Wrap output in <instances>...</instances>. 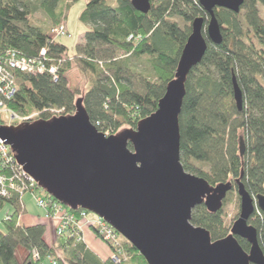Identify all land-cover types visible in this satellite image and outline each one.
<instances>
[{"label": "trees", "instance_id": "obj_1", "mask_svg": "<svg viewBox=\"0 0 264 264\" xmlns=\"http://www.w3.org/2000/svg\"><path fill=\"white\" fill-rule=\"evenodd\" d=\"M78 1L0 0V55L13 51L33 59L45 50L47 64L56 66L55 78L47 71L16 73L17 92L5 105L20 118L36 114L30 122L47 121L55 111L73 115L80 99L100 133L112 136L123 126L135 129L156 111L173 80L192 22L202 17L206 29L208 16L198 0H149L146 14L136 11L131 0H88L78 19L86 31L68 57L52 30L63 25L67 35L66 13ZM259 8L264 9V0H245L238 14L215 10L222 41L213 44L205 33L207 49L187 78L179 115L185 172L211 186L240 180L252 197L264 195V19ZM36 14L44 21L35 19ZM72 64L88 84L82 96L68 87ZM233 79L242 93L240 111ZM0 210L9 211L11 218L0 225V264H115L89 251L81 241L82 231L56 235L55 243L48 245L44 225L15 226L21 209L14 198H0ZM69 212L78 216L80 211ZM254 213L250 224L262 237L264 215ZM223 222L221 211L210 214L203 205L192 211L191 224L208 231L212 241L228 235ZM87 227L119 256L120 264H147L118 233L115 246L103 241L95 225ZM237 241L249 250L244 240Z\"/></svg>", "mask_w": 264, "mask_h": 264}, {"label": "water", "instance_id": "obj_2", "mask_svg": "<svg viewBox=\"0 0 264 264\" xmlns=\"http://www.w3.org/2000/svg\"><path fill=\"white\" fill-rule=\"evenodd\" d=\"M244 1L198 0L208 16L206 30L202 17L192 22L173 80L156 111L135 129L100 133L77 99L73 115L0 126V139L41 190L73 212L104 220L147 264H264V235L249 224L255 209L264 214V195L252 197L235 180L238 218L225 238L212 241L208 231L191 224L192 211L203 205L216 214L233 184L211 186L180 163L179 115L187 78L204 57L205 33L213 44L222 41L215 10L238 14ZM131 4L143 14L150 9L149 0ZM232 85L240 111L242 93L235 79ZM239 150L242 154V142ZM237 239L249 245L247 252Z\"/></svg>", "mask_w": 264, "mask_h": 264}, {"label": "built area", "instance_id": "obj_3", "mask_svg": "<svg viewBox=\"0 0 264 264\" xmlns=\"http://www.w3.org/2000/svg\"><path fill=\"white\" fill-rule=\"evenodd\" d=\"M55 38L65 36V29L60 25L52 30ZM45 51H41L37 58L27 59L19 57L15 52L8 51L0 55V126L11 125L10 123L19 118L6 107V102L10 101L17 92L16 73H25L29 75L41 74L47 71L49 74L56 75V66L47 64ZM54 113V112H52ZM59 113V114H58ZM60 111H55V115H60ZM24 121L28 118H23ZM28 121V120H27ZM37 185L35 181L27 175L22 167L15 160L14 154L10 148L0 139V198L10 200L16 199L20 206V212L24 209L22 202L23 196L29 194L35 204L44 211L45 216L58 220L56 235L60 236L66 232L79 233L83 224L99 225L97 227L99 235L103 241H113L117 246L115 231L105 224V222L95 216L89 217L86 212H79L78 216L71 214L65 207L60 205L48 195L39 196L36 193ZM10 214V213H9ZM6 214L5 219H10ZM112 261L115 264L120 262L118 255H112Z\"/></svg>", "mask_w": 264, "mask_h": 264}, {"label": "rangeland", "instance_id": "obj_4", "mask_svg": "<svg viewBox=\"0 0 264 264\" xmlns=\"http://www.w3.org/2000/svg\"><path fill=\"white\" fill-rule=\"evenodd\" d=\"M87 2H88V0H79L78 2L74 3L69 8V10L66 13V20H65L67 35L65 33V36H60V37H57L55 39L58 43H60L66 47V49H67L66 54L68 57H73V55L75 54V46L79 42H81V40L84 36V33L86 31L85 27L79 22L78 19H79V16H80V14H81L82 10L84 9V6L86 5ZM259 11H261V16L264 19V9L259 8ZM34 18L39 20V21H44V16H42V14L41 15L36 14V16ZM61 24H64V23H61ZM64 58H65V56H64ZM67 82H68V87L71 90L77 91L79 96H82V94L87 90L88 84L86 83V79L83 76H81V74L73 66V64H72L71 71L67 74ZM35 116H36V114H32L26 118H28L27 120H31L32 118L34 119ZM18 118H19L18 120L14 121V122L12 121L10 123L11 124L10 126H18V125H21V124H24L25 122H27V120L24 121L23 118H20V117H18ZM34 121H38V120H33V122ZM126 130H131V129L126 127V126H123L119 130L118 133H120L122 131H126ZM105 135L109 136L108 133ZM195 166L201 167V168H203V170H207V168L205 166H202L200 164L195 163ZM36 192H37V195H39V196L45 195V193L41 190H37ZM30 199H32V201ZM23 200H24L25 205L26 206L28 205L27 206V213H29L31 215H36V216H38V214H40L41 217H43L46 221H55L58 224L57 219L48 218L45 216L44 211L42 209H40L35 204L32 197L26 196L23 198ZM239 206H240V203H239L236 192L233 191L232 193H229L227 195V198L225 199V201L223 203L222 209L220 210L221 214L223 215V219H224L223 224H224L225 228L228 230V232H227L228 234H229V231H230V228H231L233 222L238 218ZM23 211L24 210H22V212ZM6 214H9V211L6 212V211L0 210V225L4 224L5 222H7V223L11 222V218L5 219ZM89 215L92 216L91 214H89ZM20 216H22V213H21V215L19 214V216L17 217L15 224H14L15 226H20L19 225V217ZM249 224H250V222H249ZM115 233H117V232L115 231ZM260 243H261V246L263 247L261 241H260ZM18 256H19V253H18Z\"/></svg>", "mask_w": 264, "mask_h": 264}, {"label": "crops", "instance_id": "obj_5", "mask_svg": "<svg viewBox=\"0 0 264 264\" xmlns=\"http://www.w3.org/2000/svg\"><path fill=\"white\" fill-rule=\"evenodd\" d=\"M32 201V199H30ZM28 206V205H27ZM27 206L24 203V212L22 216L19 217V225L22 227H30L35 225L45 226V236L44 239L48 245L55 243L56 239V228L58 224L55 221H46L40 214L38 216L31 215L27 213ZM38 218V219H37ZM82 242L86 248L91 251L97 258L101 261H106L111 252L108 247L95 237L92 231L88 227L82 229ZM59 254H62L58 251Z\"/></svg>", "mask_w": 264, "mask_h": 264}, {"label": "bare ground", "instance_id": "obj_6", "mask_svg": "<svg viewBox=\"0 0 264 264\" xmlns=\"http://www.w3.org/2000/svg\"><path fill=\"white\" fill-rule=\"evenodd\" d=\"M42 51H45V50H42ZM45 55H46V51H45ZM237 196H238V195H237ZM239 203H240V200H239ZM256 210H258V209H255V211H256ZM255 211H254V212H255ZM258 212H260V211L258 210ZM260 213H261V212H260ZM263 215H264V214H263ZM104 222H105V221H104ZM233 223H234V222H233ZM105 224H106L107 226L109 225V224L106 223V222H105ZM98 226H99V225H97V227H98ZM108 227H109V226H108Z\"/></svg>", "mask_w": 264, "mask_h": 264}, {"label": "flooded vegetation", "instance_id": "obj_7", "mask_svg": "<svg viewBox=\"0 0 264 264\" xmlns=\"http://www.w3.org/2000/svg\"><path fill=\"white\" fill-rule=\"evenodd\" d=\"M232 184H233V190H232V191H235V185H234V182H233ZM258 216L260 217L259 214H258Z\"/></svg>", "mask_w": 264, "mask_h": 264}, {"label": "clouds", "instance_id": "obj_8", "mask_svg": "<svg viewBox=\"0 0 264 264\" xmlns=\"http://www.w3.org/2000/svg\"><path fill=\"white\" fill-rule=\"evenodd\" d=\"M205 30V29H204ZM24 205V204H23ZM24 210V209H23ZM24 212V211H23ZM23 212H20V215H21V213H23Z\"/></svg>", "mask_w": 264, "mask_h": 264}]
</instances>
